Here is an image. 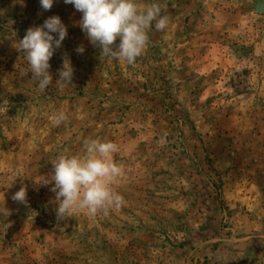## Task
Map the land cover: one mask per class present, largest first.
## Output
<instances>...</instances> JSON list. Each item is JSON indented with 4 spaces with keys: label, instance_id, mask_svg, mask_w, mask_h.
I'll list each match as a JSON object with an SVG mask.
<instances>
[{
    "label": "rangeland",
    "instance_id": "rangeland-1",
    "mask_svg": "<svg viewBox=\"0 0 264 264\" xmlns=\"http://www.w3.org/2000/svg\"><path fill=\"white\" fill-rule=\"evenodd\" d=\"M138 2L170 22L128 65L100 57L64 0H0V264H264V17L250 0ZM51 16L67 36L39 92L19 40ZM85 138L118 146L126 203L58 219L52 161Z\"/></svg>",
    "mask_w": 264,
    "mask_h": 264
},
{
    "label": "clouds",
    "instance_id": "clouds-1",
    "mask_svg": "<svg viewBox=\"0 0 264 264\" xmlns=\"http://www.w3.org/2000/svg\"><path fill=\"white\" fill-rule=\"evenodd\" d=\"M43 10L49 11L54 0H39ZM75 10L82 13L79 26L90 43L100 49V57L118 60L133 65L146 49L148 30L155 22L158 31L166 29L169 15H161L158 3L141 4L138 0H64ZM55 33L56 37L52 34ZM67 36V28L59 16L47 18L42 25L27 29L23 39L19 40L18 51L25 53L32 81L39 92H44L53 83L50 74V59L62 46ZM119 41L116 44V41ZM77 53H83L79 46ZM59 79L55 82L58 90L71 86L74 68L69 58L62 57ZM53 126H59L68 119L65 112L59 111L49 117ZM82 154L59 155L54 161L51 175L57 201L58 219L72 217L77 210L86 209L95 217L99 212L105 215L111 209L120 210L126 203L124 197L111 187L112 182L121 175V167L113 161L112 154L118 146L111 141L85 138L82 141ZM46 180L44 184H48ZM11 199L27 203V189L21 187ZM0 214L8 215L0 208Z\"/></svg>",
    "mask_w": 264,
    "mask_h": 264
},
{
    "label": "water",
    "instance_id": "water-1",
    "mask_svg": "<svg viewBox=\"0 0 264 264\" xmlns=\"http://www.w3.org/2000/svg\"><path fill=\"white\" fill-rule=\"evenodd\" d=\"M253 3L252 13L257 17H264V0H250Z\"/></svg>",
    "mask_w": 264,
    "mask_h": 264
}]
</instances>
